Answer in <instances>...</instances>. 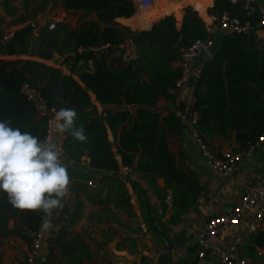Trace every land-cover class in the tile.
<instances>
[{"label":"trees","instance_id":"16d2710c","mask_svg":"<svg viewBox=\"0 0 264 264\" xmlns=\"http://www.w3.org/2000/svg\"><path fill=\"white\" fill-rule=\"evenodd\" d=\"M62 1L67 9L96 13L105 24L135 13L130 0ZM191 2L195 9H184L156 23L151 31L136 34L132 39L136 57H125L122 36L109 25L101 31L92 22L79 35L74 33L70 37L62 27L51 31L44 41L50 40L52 47H46L40 56L48 59L52 50L57 49L68 54L74 65L92 60L94 70L82 71L81 83L37 61H14L11 70L0 71V119L10 118L14 127L45 138L47 118L39 116L22 92L24 84L36 87L51 108L75 109L76 124L85 128L88 142L81 143L65 133L67 160L80 163L87 157L93 170L115 183V189L110 190L103 203H115L131 216V195L120 175L123 168L138 172L149 183V189H145L132 181L147 224L154 222L150 190L162 201L172 191L175 204L179 202L184 210L195 204L201 193L199 180L186 167L177 115L167 107L176 98L182 74V67L177 64L182 62L185 49L196 38L205 37V21L200 13L205 16L212 0ZM208 12L219 15L228 12L250 26L247 32H230L225 36L218 54L205 63L202 79L195 87L194 110L199 117L196 128L207 137L213 151L222 156V148L232 140L240 150H247L264 137V48L256 34L264 13V0H215V6ZM31 34V27L15 33L0 47V52L28 53ZM180 36L183 40L179 42ZM58 40L63 48L58 47ZM102 44L114 46L120 53L112 65L104 54L97 55L90 49L79 52L80 47ZM65 165L69 173L72 167ZM4 194L0 211L13 208ZM14 211L22 228H26L22 230L23 236L29 240V233L39 227L44 214L17 208ZM7 220L0 214V227ZM63 236L64 231L51 245L44 264H57L54 246L61 243ZM249 243L251 250L264 249V231H258Z\"/></svg>","mask_w":264,"mask_h":264},{"label":"crops","instance_id":"0c3cea01","mask_svg":"<svg viewBox=\"0 0 264 264\" xmlns=\"http://www.w3.org/2000/svg\"><path fill=\"white\" fill-rule=\"evenodd\" d=\"M130 1L135 7L133 16L117 18L105 24L94 12L65 8L62 0H0V37L4 38L6 35L30 27L41 17L55 21L57 29L62 27L67 37L74 33L79 35L93 22L100 26L101 31L108 25L114 27L122 36L121 48L125 49V57H136L135 47L129 44L136 34L151 31L156 23L184 9H195L191 0H155L153 6L145 10L138 7L139 0ZM177 3L180 4L179 7L165 12ZM214 6L215 0H212L205 10V16L200 13L205 26L211 16L219 15L209 14V9ZM160 11L165 13L155 17V13ZM50 32L45 27L36 33L32 31L28 37L30 44L28 53L6 55L0 52V71L11 70L13 68L11 63L14 61H37L59 69L64 75L72 76L81 83L79 74L82 71H93V61L82 60L74 65L73 60L68 59V54H62L57 49L52 50L50 58L41 57V51L48 46L52 47L50 40L44 41V37ZM256 34L264 48V28H258ZM67 41L71 43L72 39L68 38ZM58 47L63 48L60 42ZM83 49H99L93 51L97 55L104 54L110 65L120 56L114 46L104 44L89 48L80 47L79 52L82 53ZM33 50H36L35 53ZM211 58L208 54L205 62ZM193 64L196 65V62ZM177 65L180 66L181 62ZM196 84L195 81H191L187 87L178 90L175 101L168 103L167 107L176 113L177 122L182 130V149L187 156V170L196 175L201 185L197 202L184 210L179 202L175 204L172 191H169L166 199L162 201L154 191L150 190L149 195L155 208L154 222L147 224L132 187L134 181L149 189L147 180L138 172L126 168L121 170L120 176L131 195V216L115 203H103L110 190L115 189V183L110 179H104L105 174L93 170L90 167V160L84 157L80 163L75 162L71 165L68 192L61 200L63 207L54 211L57 228L46 237L44 244V249H50L64 231L61 243L54 246L57 264H220L217 258H199L198 235L212 217L232 213L249 184H264V137L255 151L238 166L231 177L223 178L216 174L202 157L188 120ZM91 96L99 112H102V107L96 102L95 96L93 94ZM110 138L113 139L111 135ZM239 150V145L232 140L222 148L221 153L222 156H226L235 154ZM89 182H93L95 186H90ZM160 186H164L162 182ZM4 197L5 194L0 192V205ZM74 200L78 201L75 211L72 208ZM14 209L15 207L12 209L8 207L0 211L1 215L8 218L4 226L0 227V264H24L31 250V240L23 236L22 230L26 228H22V223ZM102 211H106L108 216H101ZM252 216L253 213H248L241 226L231 233L241 237L248 228ZM258 231H264V219ZM251 237L245 240L244 255L252 264H264V249L249 248ZM165 240L171 242L173 253L159 256L165 248ZM49 254L50 251L47 259Z\"/></svg>","mask_w":264,"mask_h":264},{"label":"built area","instance_id":"2783aa9c","mask_svg":"<svg viewBox=\"0 0 264 264\" xmlns=\"http://www.w3.org/2000/svg\"><path fill=\"white\" fill-rule=\"evenodd\" d=\"M155 0H139L138 7L140 9L151 8ZM33 33L38 32L42 28H47L49 31L57 29V23L50 21L47 18L41 17L36 22L30 25ZM222 31L230 32H247L250 30L249 25H243L241 21L233 17L228 12L222 15H213L205 26V37L196 38L192 44L185 49L183 60L181 62L182 74L177 82L178 90L184 89L191 81L195 83L202 79L205 58L208 55V48L212 44L215 28ZM259 28H264V13L258 25ZM14 34L6 35L0 40V46H4L13 38ZM183 40L180 37L179 42ZM130 46H133L132 40L129 41ZM99 51V49H91ZM85 51V49H83ZM196 62V65L193 64ZM22 92L27 99L32 103L35 111L40 117L47 118L46 136H51L55 142L63 149L62 160L67 163L65 140L66 135L55 133L50 122L54 121L55 108L48 105L47 100L42 96L41 92L30 84H24ZM197 99L195 96L191 99V105L188 112V120L192 126V133L196 141L202 157L211 166L212 170L223 178H229L238 168V166L255 151L260 144L255 143L247 150H239L232 155L220 156L210 147L207 137L197 128L199 120L197 112L194 110ZM126 170H129L126 168ZM90 186H95L93 182H89ZM248 213H253L248 228L240 237L232 234L236 228L241 226ZM264 219V184L255 183L249 184L244 191L242 197L237 203V207L230 214H221L212 217L207 221L202 231L198 235L199 258L207 257L217 258L220 264H252L244 255V243L249 237L254 235ZM51 227L44 229L42 222L39 227L29 233L31 240V250L24 264H41L39 256L44 249L46 237L57 228V221L52 215ZM228 233V235H226ZM173 253V246L169 240H165V248L159 253V256H168Z\"/></svg>","mask_w":264,"mask_h":264},{"label":"clouds","instance_id":"9594fccd","mask_svg":"<svg viewBox=\"0 0 264 264\" xmlns=\"http://www.w3.org/2000/svg\"><path fill=\"white\" fill-rule=\"evenodd\" d=\"M77 116L75 109L61 107L50 123L55 133H67L87 143L88 135L82 125L77 126ZM62 154L63 149L51 136L41 139L14 127L10 118L0 119V192L6 193L17 209L42 212L44 229L52 226L53 211L63 207L61 198L69 188Z\"/></svg>","mask_w":264,"mask_h":264},{"label":"water","instance_id":"95a60500","mask_svg":"<svg viewBox=\"0 0 264 264\" xmlns=\"http://www.w3.org/2000/svg\"><path fill=\"white\" fill-rule=\"evenodd\" d=\"M230 33V31H222L220 30L218 27L215 28V33L213 36V40H212V44L210 45V47L208 48V54L211 57H215L218 52L220 51L221 47H222V42L225 38L226 35H228ZM69 165H74L75 162L68 160L67 161ZM237 207V205H236ZM48 253H49V249L45 248L43 249V251L41 252V255L39 256V259L41 262H46L48 259Z\"/></svg>","mask_w":264,"mask_h":264},{"label":"bare ground","instance_id":"6f19581e","mask_svg":"<svg viewBox=\"0 0 264 264\" xmlns=\"http://www.w3.org/2000/svg\"><path fill=\"white\" fill-rule=\"evenodd\" d=\"M180 6V4H175V5H173L172 7H168L169 9L167 10V11H165V12H170L169 10H172V9H175V8H177V7H179ZM165 12H163V13H165ZM163 13H161V11L159 12V13H155V17H157V16H162V14Z\"/></svg>","mask_w":264,"mask_h":264},{"label":"rangeland","instance_id":"374dc122","mask_svg":"<svg viewBox=\"0 0 264 264\" xmlns=\"http://www.w3.org/2000/svg\"><path fill=\"white\" fill-rule=\"evenodd\" d=\"M81 193V192H80ZM85 195V194H84ZM92 196H94V194L92 195ZM77 203H78V201H76V200H74V203H73V206H72V208H74V211H75V208L77 207ZM79 206V205H78ZM69 210V209H68ZM101 216H103V217H106V216H108V213L106 212V211H102L101 212Z\"/></svg>","mask_w":264,"mask_h":264}]
</instances>
